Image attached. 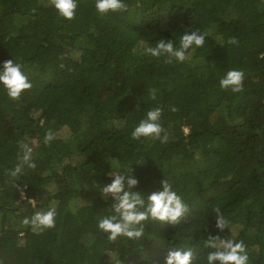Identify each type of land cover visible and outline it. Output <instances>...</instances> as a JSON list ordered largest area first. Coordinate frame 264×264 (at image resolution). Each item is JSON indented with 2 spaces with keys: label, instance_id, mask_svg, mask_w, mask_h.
Here are the masks:
<instances>
[{
  "label": "trees",
  "instance_id": "16d2710c",
  "mask_svg": "<svg viewBox=\"0 0 264 264\" xmlns=\"http://www.w3.org/2000/svg\"><path fill=\"white\" fill-rule=\"evenodd\" d=\"M76 2L66 20L49 0H0V62L21 64L32 85L16 99L0 86V252L13 254L0 264H163L175 247H192L198 264L205 238L233 231L250 264H264V0H123L105 14L94 0ZM192 30L205 44L185 62L143 54ZM232 69L244 73L237 93L219 86ZM156 107L166 139H131ZM21 145L36 167L12 177ZM113 160L145 194L168 180L185 220L149 221L140 240L97 231ZM49 205L55 227L21 223ZM217 207L229 230L215 228Z\"/></svg>",
  "mask_w": 264,
  "mask_h": 264
},
{
  "label": "clouds",
  "instance_id": "9594fccd",
  "mask_svg": "<svg viewBox=\"0 0 264 264\" xmlns=\"http://www.w3.org/2000/svg\"><path fill=\"white\" fill-rule=\"evenodd\" d=\"M49 4L57 13L66 20H71L77 7L76 0H49ZM95 10L100 14L123 10V0H94ZM206 35L199 30L185 32L179 37L178 43L172 39L161 38L154 45H146L143 54L151 57H166V62L175 60L177 63L185 62L192 52L205 44ZM228 43L235 44L231 38ZM244 73L232 69L225 72L219 81L222 89H228L233 93L240 92L243 88ZM0 86L8 97L18 98L24 90L31 88V81L22 71V65L8 59L0 62ZM155 97V91L151 93ZM161 109L153 108L146 112L132 129L130 136L133 140L141 139H166L161 137L160 125ZM185 133L188 129H184ZM53 139L52 134H46L44 143ZM21 155L17 157L18 163L11 170L10 175L16 177L23 174L24 169L36 167L33 160V150L27 145H21ZM118 161L113 160L111 171L108 173L111 180L103 183L100 188V196L111 198V206L107 214H101L96 219L95 228L107 239L114 241L119 237L128 240H140L144 234V226L149 221L177 224L188 212V206L182 197L173 190L166 179L159 181V188L148 193L136 190L137 179L130 169L127 172L119 171ZM215 228L219 231L229 230V220L217 207L215 208ZM56 209L49 205L46 209H37L30 217H24L21 223L29 226L31 231L39 233L44 229H51L56 224ZM207 248L206 254L198 261V264H250L249 254L242 240L236 237L235 231L230 236L222 238L217 235L208 236L202 241ZM163 264H193V248L166 249Z\"/></svg>",
  "mask_w": 264,
  "mask_h": 264
},
{
  "label": "rangeland",
  "instance_id": "374dc122",
  "mask_svg": "<svg viewBox=\"0 0 264 264\" xmlns=\"http://www.w3.org/2000/svg\"><path fill=\"white\" fill-rule=\"evenodd\" d=\"M108 34H109V32H107V35H108ZM56 51H57L61 56H63L64 58L67 57V55H66L64 49H62V48H58V49H56ZM71 67H72V64H70V65L68 66V69L71 68ZM185 217H186V216L182 217V218L180 219L179 222L184 221V220H185ZM0 254H1V256H2L4 259H6V260H8V261H13V254H12V252H11V250L9 249L8 246L3 247V248L1 249Z\"/></svg>",
  "mask_w": 264,
  "mask_h": 264
}]
</instances>
